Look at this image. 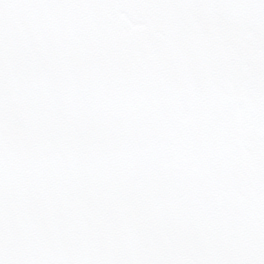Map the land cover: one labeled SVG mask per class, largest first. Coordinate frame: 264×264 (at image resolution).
<instances>
[{
	"label": "water",
	"instance_id": "water-1",
	"mask_svg": "<svg viewBox=\"0 0 264 264\" xmlns=\"http://www.w3.org/2000/svg\"><path fill=\"white\" fill-rule=\"evenodd\" d=\"M0 264H264V0H0Z\"/></svg>",
	"mask_w": 264,
	"mask_h": 264
}]
</instances>
